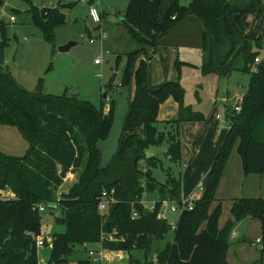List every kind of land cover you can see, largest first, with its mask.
<instances>
[{"label": "trees", "instance_id": "obj_1", "mask_svg": "<svg viewBox=\"0 0 264 264\" xmlns=\"http://www.w3.org/2000/svg\"><path fill=\"white\" fill-rule=\"evenodd\" d=\"M1 5V3H0ZM262 0H252L243 9H232L227 0H129L122 27L137 48L127 54L126 67L119 87L132 90L128 101L118 147L102 165L99 142L110 135L115 118L114 101L107 114L76 98L54 97L34 92L17 84L9 72H3L2 50L4 23L0 21V126L15 127L29 143L23 157L0 153V190L12 193V198H0V264H37V249L31 235L40 236L41 217L34 207L60 210L55 222L63 225L64 233L51 238L48 264L70 261L83 244L97 245L101 238L112 236L103 246L112 251H142L147 256L171 232L172 239L162 249L155 250L156 264H227L226 255L233 227L250 218L260 224V255L257 264H264V199L239 198L232 202L230 217L220 228L221 205L211 206L215 193L232 152L236 149L243 175L264 174V58H257L255 48H261V37H243L242 17L249 13L261 16ZM33 21L46 42L53 41V31L65 23L58 8L31 9ZM194 16L202 24L203 49L219 44L224 37L239 43L242 71H255L243 97L241 111L231 109L229 129L212 163L205 186L191 210L180 212L175 228L157 219L163 200L178 202L180 185L169 170L165 182H158L152 170L161 167L156 156H149L151 146L167 144L166 156L177 164L181 158L179 125L199 122L204 117L184 104V89L179 82H167L150 88L147 84V62L156 51L161 38L170 33L186 17ZM232 41V40H231ZM220 65L210 60L201 66L202 74H227L232 70L231 57L236 44ZM237 53V54H238ZM179 72V63H175ZM113 85L106 84L109 89ZM172 98L178 105V119L168 122V131L157 130L160 105ZM143 161L145 169L139 168ZM78 177L56 201V191L68 174ZM114 202L104 215L97 210L103 191L110 192ZM158 192L159 200L153 212L141 204L145 193ZM137 217L132 219V213ZM115 233V234H114ZM130 258V257H129ZM79 261L78 264H85Z\"/></svg>", "mask_w": 264, "mask_h": 264}, {"label": "rangeland", "instance_id": "obj_2", "mask_svg": "<svg viewBox=\"0 0 264 264\" xmlns=\"http://www.w3.org/2000/svg\"><path fill=\"white\" fill-rule=\"evenodd\" d=\"M128 2L129 0H0V21L4 23L3 37L6 40L2 50L3 72H9L14 81L27 91H36L40 83L39 92L42 94L54 97H74L78 101L89 103L103 114H107L110 102L114 101L115 118L110 135L106 141L97 144L102 154V165H106L117 150L123 122L128 111V89L119 87L126 67V56L137 48L121 24V18L125 14ZM188 2L189 0H180L183 6ZM236 2L238 0H230V4ZM90 6L97 10L100 16L99 23H93L88 17ZM262 6L264 7L263 1ZM32 8L38 11L43 8H58L59 12L64 15L65 23L54 29L52 42L44 40L40 29L33 21ZM245 17H250L246 24L242 23L246 34L253 35L261 27L262 46L253 49L261 60L264 58L262 30L264 11L259 17L254 13L246 14L242 18ZM87 32H92V35L88 37ZM231 40L233 42V39ZM70 42L75 45L68 51L59 52L60 47ZM228 49V44L223 42L217 48L216 53L220 55L225 52L226 54ZM201 50L202 48L197 47L196 51H188L191 65L177 61L182 81L179 83L184 89V104L205 118L209 114H212L214 118L219 116V122L223 127L226 126L223 125L226 110L233 108V101L226 105L225 110L220 101L215 100L216 95H222L226 87L231 92L237 88L246 90L255 66L251 63L249 72L242 71L244 60L236 46L231 57L232 70L227 76L215 73L204 75L199 62L200 54L203 55ZM152 58L154 57L151 56L150 60ZM112 74H116L117 78L115 84L109 89L106 84ZM104 95L105 98H103ZM156 127L158 131H164L168 126L163 122L158 123ZM29 147V143L15 127L0 126V153L11 157H23ZM166 149V143L147 149L149 155L156 156L161 162L162 168L157 167L152 170L154 178L161 183L165 182L164 171L169 170L173 177L178 176L182 171L178 163L174 164L169 161ZM139 168L145 169L143 161L140 162ZM77 177V171L66 177L56 191V201L75 183ZM202 184L204 188L205 182ZM244 184L247 185L245 182ZM262 192L264 193V181ZM158 195V192L145 193L141 201L148 207ZM5 197L6 195L0 196L1 199H6ZM56 215H60L58 208H45L40 213L42 237L52 238L55 234L64 233V226L57 224L54 220ZM178 217L179 212L169 214L167 223L176 224ZM171 239L172 234L169 232L147 256L144 252L136 250L131 251L130 255L122 252L124 257L130 258L110 264H156L155 250L162 249ZM37 254L38 260L44 259L47 262L50 251L43 247L38 250ZM77 254L78 252L70 257V262L87 256L85 253Z\"/></svg>", "mask_w": 264, "mask_h": 264}, {"label": "crops", "instance_id": "obj_3", "mask_svg": "<svg viewBox=\"0 0 264 264\" xmlns=\"http://www.w3.org/2000/svg\"><path fill=\"white\" fill-rule=\"evenodd\" d=\"M262 1L264 3V0ZM227 2L232 9H243L250 5L252 0H238V2L234 4H230V0H227ZM249 18L250 17L242 18V23L246 24V21ZM260 28L261 27L251 35L246 34L245 28L243 27L242 35L243 37L246 36L245 38L248 37V39L252 40L260 37L262 39L263 36ZM262 30L264 35V28ZM90 34L92 35V32H90ZM203 35L204 29L201 22L194 16H188L174 27L170 33L161 38L156 51L151 55L154 57L152 58L153 60L149 59L147 62L148 86L150 88H155L167 82L180 81L182 83L180 79V71H177L175 63L180 61L181 63L191 65L188 51H196L197 47L198 49L202 48L201 52L203 54L202 56L200 54L199 58L200 67L210 60V50L213 51V59L216 65L223 63L230 51L232 43L231 39L224 37L221 43H214L210 46L206 44V48L203 49ZM223 42L228 44L229 49L226 51V54L225 52H222L218 55L216 50L223 44ZM234 42L236 46L239 47V43L236 40ZM227 74L218 75L225 77ZM246 90L237 88L231 92L228 90V87H226V90L222 95H216L215 100L220 101L226 110V105L232 103V101L234 103L235 96L245 93ZM132 93L133 88L128 91L129 97L127 101L132 99ZM230 113L231 108H228L225 114L226 118L223 121V125L226 126L223 127L219 122L220 117L215 116L214 118L212 114H209L206 118L204 117V120L202 121L184 122L179 125L181 158L178 166L182 168V171L178 176H174V178L178 180L180 185V199H192L195 201L200 198L203 191L200 190V187L203 189L202 183H206L215 156L228 132ZM177 119L178 105L172 98H169L160 105L157 121L160 124L163 122L166 124L168 122H174ZM167 128L164 129V131H168ZM263 177L264 174L261 176L249 175L246 177L243 175L241 161L234 147L222 172L215 193V201L211 206V209H213L217 204L221 205V215L218 221L220 228L230 217L229 211L233 201L239 198L264 199V193L262 192ZM244 182L247 184L246 186ZM1 195H6V199L12 198V193L9 191L0 190V196ZM158 200L159 195L156 200L152 202ZM143 206L147 207L145 204H143ZM259 238L260 224L258 221L247 218L238 222L233 227L229 237V248L226 255L227 264H257L261 246L256 243V239ZM83 253L85 252L80 250L77 255ZM86 259L87 256L85 258H78L75 261L79 262ZM127 259L129 258L124 257V260Z\"/></svg>", "mask_w": 264, "mask_h": 264}, {"label": "built area", "instance_id": "obj_4", "mask_svg": "<svg viewBox=\"0 0 264 264\" xmlns=\"http://www.w3.org/2000/svg\"><path fill=\"white\" fill-rule=\"evenodd\" d=\"M88 17L91 19L93 23H99L100 22V16L97 12V10L93 7L90 6L88 10ZM13 20V18H11ZM259 58L254 59V63L258 64L259 63ZM97 61H95V64ZM245 93H242L240 95L235 96L234 98V103H233V112L238 114L241 111L242 107V102H243V97ZM219 117V116H217ZM69 175V174H68ZM200 190H202V187H200ZM114 194V190H110V192L103 191L101 193V196L98 199L97 203V210L101 215H104L106 212L107 208L111 203L114 202V199L112 195ZM157 202V201H156ZM156 202H153L150 206L145 207L146 210L149 212H153ZM143 202L141 201V204ZM194 200L192 199H186L182 200L180 199L178 202L176 201H171V200H163L160 203V206L157 210V219L166 221L168 219V215L171 213L175 212H180L184 209L191 210L193 207ZM143 205V204H142ZM34 209H37L38 212H43L45 210V207L42 205L34 207ZM137 217V213L133 212L132 213V219ZM171 229L173 230L175 228V224H171ZM115 234V233H114ZM31 238L33 239L35 243V247L38 250L41 248H47L51 249V238L47 237H42L40 236H34L31 235ZM104 241H112V236H107L105 238H101L100 242L95 245V246H90L87 244H83L81 246V250H83L87 254V259L85 264H110L112 262H122L124 260V256L121 251H112L107 248H105L102 244ZM256 243L260 245V238L256 239ZM38 257V254H37ZM127 258V257H126ZM85 261V260H84ZM37 264H48L47 262L44 261V259H39ZM60 264H65V263H60ZM66 264H78V262H67Z\"/></svg>", "mask_w": 264, "mask_h": 264}, {"label": "water", "instance_id": "obj_5", "mask_svg": "<svg viewBox=\"0 0 264 264\" xmlns=\"http://www.w3.org/2000/svg\"><path fill=\"white\" fill-rule=\"evenodd\" d=\"M87 35H88V37H90L91 36L90 32H87ZM74 45H75V43L70 42L63 47H60L58 50H59V52H65V51H68ZM116 78H117V75L112 74L111 77L109 78V80L107 81V84L108 85H114ZM105 97L106 96L104 95L103 98H105Z\"/></svg>", "mask_w": 264, "mask_h": 264}]
</instances>
